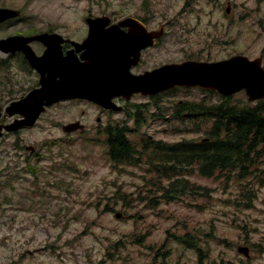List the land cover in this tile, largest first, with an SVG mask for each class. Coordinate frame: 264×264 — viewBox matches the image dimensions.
I'll return each instance as SVG.
<instances>
[{
  "label": "rangeland",
  "instance_id": "374dc122",
  "mask_svg": "<svg viewBox=\"0 0 264 264\" xmlns=\"http://www.w3.org/2000/svg\"><path fill=\"white\" fill-rule=\"evenodd\" d=\"M0 8L23 13L0 25V40L51 30L81 42L89 15L146 17L156 30L168 25L163 49L149 54L141 75L170 63L264 58V0H0ZM1 64L5 102L27 95L32 73L23 65L17 70L16 59L0 52ZM188 90L159 96L161 111L144 96L126 108L149 104L141 133L173 144L199 142L211 126L204 118L172 115L184 102L264 103L249 102L244 91L225 97ZM159 112L165 119L152 118ZM109 114L84 99L71 101L0 139V264H195L196 250L175 238L186 234L207 253L208 264H264V162L257 160L241 179L194 175L189 180L207 193L153 207L146 199L157 195L148 166L115 167L106 154V138L98 133L126 117ZM75 119L87 132L65 134L58 124ZM30 147L37 153L31 155ZM240 248L248 254L252 248L253 259Z\"/></svg>",
  "mask_w": 264,
  "mask_h": 264
},
{
  "label": "water",
  "instance_id": "95a60500",
  "mask_svg": "<svg viewBox=\"0 0 264 264\" xmlns=\"http://www.w3.org/2000/svg\"><path fill=\"white\" fill-rule=\"evenodd\" d=\"M21 15L20 10L0 8V24L19 18ZM87 21L90 24L89 37L84 44H78L80 47L78 50L85 51L82 56L84 63L76 57L74 51L67 53V56L63 55L61 45L56 42L59 38L57 35L14 36L0 41L2 53L22 52L30 66L41 74V89L32 91L21 101L13 103L7 110L10 116L20 114L24 119L6 126L5 130L13 132L23 127H33L46 106L67 99L88 100L114 112L123 110V107L113 102L116 98H125L129 101L135 94L155 96L176 87L200 88L225 97L244 91L249 102L264 100L262 58L251 60L239 55L219 62L187 61L134 76L130 73L134 64L131 62L132 57L137 62L142 50L153 46L155 40L163 37L165 26H162L160 31L147 33L145 28H140V31L134 24L138 22L137 20L129 18L120 23L121 26L129 28V33L125 34L120 30L119 25L107 29L111 22L107 17ZM33 41H41L47 47L42 57H37L30 47ZM89 51H94L97 55L90 54ZM50 59L54 60L52 64ZM100 68L103 72H108V77L107 80L100 79L98 82L96 77ZM90 72H92L91 76H89ZM84 128L80 122H76L66 125L64 132L72 134ZM116 217L119 219L121 215ZM239 252L248 257V249L240 248Z\"/></svg>",
  "mask_w": 264,
  "mask_h": 264
},
{
  "label": "trees",
  "instance_id": "16d2710c",
  "mask_svg": "<svg viewBox=\"0 0 264 264\" xmlns=\"http://www.w3.org/2000/svg\"><path fill=\"white\" fill-rule=\"evenodd\" d=\"M180 90L189 91L174 89L164 94ZM159 96L152 99L157 110L161 111L157 101ZM203 102H184L176 107L177 114H172L179 119L186 115L188 119L204 118L211 123L205 132L206 138L199 142L183 139L168 144L141 133L144 125L149 123L144 111L149 105L146 103L134 105L136 111L133 112L130 108L126 109L125 120L117 123L110 121L98 133L106 138V154L113 166H148V171L153 174L150 182L157 195L146 199L153 207L162 201L170 203L182 201L189 195H201V190L207 193V188L203 189L189 180L194 175L213 179L231 174L229 177L234 175L241 179L250 173L251 165H257V160L264 162L263 102L254 106L232 104L231 99L226 98H222L220 104L206 105ZM164 112L153 113L152 118L165 119ZM130 120H134L133 125L129 123ZM97 140L93 139L92 142ZM168 234L171 236V233ZM175 238L182 245L198 249L201 256L198 242L189 234L175 235Z\"/></svg>",
  "mask_w": 264,
  "mask_h": 264
},
{
  "label": "flooded vegetation",
  "instance_id": "af4514ba",
  "mask_svg": "<svg viewBox=\"0 0 264 264\" xmlns=\"http://www.w3.org/2000/svg\"><path fill=\"white\" fill-rule=\"evenodd\" d=\"M228 10H230V9H228ZM231 12V11H230ZM230 12H228V14H230ZM89 17V19H92V18H97V17H93V15H89L88 16ZM102 17V16H101ZM133 18H135V17H133ZM111 19H112V23L109 25V26H112V25H118L122 20L121 19H117V18H112L111 17ZM135 19H137L139 22L137 23V24H140L141 26H144V28H146V30H148V31H157L156 29H152L151 28V25H150V22H149V20L146 18V17H137V18H135ZM168 26V25H167ZM87 28V30L84 32V36L86 35V37L80 42V41H76V40H74V39H71V38H69L68 36L69 35H62V37H63V39H60L59 40V44L61 45V50H62V52H63V54L64 55H67V53H69V52H72V51H74V54L77 56V58H79L80 59V57L82 56V53H83V51H79L78 50V48L79 47H77L78 45H76V44H81L86 38H87V36H88V34H89V28H88V26H87V24H86V26H84V28ZM122 30L127 34L128 33V29L126 28H122ZM165 32H166V30H165ZM43 33H56V32H53V31H46V32H36V31H34L33 30V33H29V34H18V35H14V36H36V35H40V34H43ZM59 34V33H58ZM61 35V34H60ZM164 35H165V33H164ZM164 35H163V37H164ZM162 37V38H163ZM162 38H160V39H158V40H156L155 41V44L153 45V47H150V48H147V49H145V50H143L142 51V53H141V56H140V58L137 60V62H135L133 65H132V70H131V72L134 74V75H139V76H141V74H140V72L139 71H141V67H142V65L144 64V62H146L147 61V59H149L150 57H149V54L151 53V52H154L156 49H163V47H162V44H163V39ZM62 41V43H60ZM75 44V45H74ZM30 47L32 48V50H33V52L38 56V57H41L43 54H44V52L46 51V46L44 45V44H42V43H40V42H37V41H34V42H32L31 44H30ZM78 51V52H77ZM7 56H9V58H15L16 59V68H17V70H19L20 68H22L23 66L25 67V68H27L28 69V71H30L31 73H32V75H33V77H34V79H33V83H32V87H30V91H29V93L30 92H32V91H35V90H38V89H40V87H41V85H40V83H39V81H40V73L36 70V69H34V68H32L31 66H30V64L28 63V61L26 60V58H25V56H24V54L22 53V52H16V53H11V54H8ZM236 56H239V55H236ZM234 57V56H233ZM232 58V57H231ZM259 58H262V60H263V66H264V58L261 56V57H259ZM230 59V58H229ZM258 59V58H257ZM228 60V59H227ZM255 60V59H254ZM183 63V62H182ZM170 64H174V63H170ZM170 64H165V65H163V66H166V65H170ZM177 64H180V63H177ZM21 65H23V66H21ZM163 66H160V67H156V68H154V69H152L151 71H145V73L146 72H152V71H154V70H157V69H159V68H161V67H163ZM1 67H4V65L3 64H1L0 65V68ZM19 68V69H18ZM13 86H14V84H13ZM5 89V85H3V84H1L0 83V139L4 136V134H6V133H8V134H11V133H14V132H8L7 130H5V127L6 126H9V125H12L14 122H17V121H21V119H22V117L20 116V115H14V116H10L9 114H8V112H7V110H8V107L11 105V104H13V103H15V102H18V101H20L21 99H23L25 96H18V97H16V98H12L11 100H8L7 102H5V100H4V97H2L1 96V93L3 92V90ZM9 93L11 94L12 93V91H9ZM28 93V94H29ZM241 93V92H240ZM163 95V94H162ZM139 96H141V95H135V96H133V98L134 97H139ZM132 98V99H133ZM147 98H153V97H147ZM71 101H81L82 102V100L81 99H79V98H76V99H67V100H61V101H59V102H56V103H54L53 105H51V106H46L45 107V111L42 113V115H41V117L43 116V114H45L48 110H50V109H52V108H54V107H58L59 105H62L63 103H68V102H71ZM87 102V101H86ZM113 102L115 103V104H118V105H120V106H122L123 108H124V110H123V112L122 113H124V112H126V107H127V103L128 102H132V100L131 101H127L125 98H116L115 100H113ZM87 103H90V104H92V105H95L96 107H98L99 108V110H100V113H104V114H108V115H110L109 113H111V115H113L114 113H116V112H114V111H112V110H107V109H104V108H102V107H100V106H98V105H96V104H94V103H91V102H87ZM41 117H40V119H41ZM39 119V120H40ZM74 122H80V120H78V119H75V121ZM73 122V123H74ZM82 122V121H81ZM98 122L100 123V119H98ZM97 122V123H98ZM98 123V124H99ZM59 126H61V127H63V125L62 124H58ZM85 129H86V127L84 128V130L82 131V132H87V131H85ZM15 134H17V133H15ZM35 149L37 150V148L36 147H30V154L31 155H33V154H36L37 153V151H35ZM33 153V154H32ZM33 173V172H32ZM194 250H196V252L198 253V260H197V262L195 263V264H208L207 262H205V258L207 257L206 255H207V253H204V255L203 254H201V256H200V252L198 251V249H196V248H193ZM250 250V253L248 254V261H250L251 259H253V257H254V250H252V248H250L249 249ZM244 264H250L249 262H246V263H244Z\"/></svg>",
  "mask_w": 264,
  "mask_h": 264
},
{
  "label": "bare ground",
  "instance_id": "6f19581e",
  "mask_svg": "<svg viewBox=\"0 0 264 264\" xmlns=\"http://www.w3.org/2000/svg\"><path fill=\"white\" fill-rule=\"evenodd\" d=\"M104 37V36H103ZM111 38H109V40H110ZM119 40V39H118ZM124 41V40H123ZM127 41V40H126ZM128 45H129V39H128ZM112 47V46H111ZM118 47V46H117ZM95 48H96V45L94 46V50H95ZM131 49V48H130ZM89 53L90 54H95V55H97V53H95L94 51H89ZM124 56V55H123ZM105 57V56H104ZM109 58V57H108ZM51 60V59H50ZM54 61V60H53ZM53 61L51 60L50 61V64H52L53 63ZM110 61V60H109ZM99 62V61H98ZM101 62V61H100ZM102 62H103V60H102ZM111 62V61H110ZM113 62V61H112ZM127 62V61H126ZM101 65V64H100ZM102 66V65H101ZM100 66V67H101ZM95 68H96V66H95ZM108 68H111V67H108ZM92 71V70H91ZM98 73V72H97ZM92 75V72H90L89 73V76H91ZM88 76V75H87ZM98 77V78H97ZM96 77V80L98 81V82H100V79H106L107 77H108V72H103L102 70H101V68H100V71H99V74H98V76ZM87 78V77H86ZM90 78V77H89ZM110 79V78H109ZM89 80V79H88ZM107 80V79H106ZM105 82V81H104ZM124 82V81H123ZM123 82H122V84H123ZM126 82V81H125ZM128 83V82H127ZM125 84V83H124ZM129 84V83H128ZM104 86V85H103ZM115 86V85H114Z\"/></svg>",
  "mask_w": 264,
  "mask_h": 264
}]
</instances>
